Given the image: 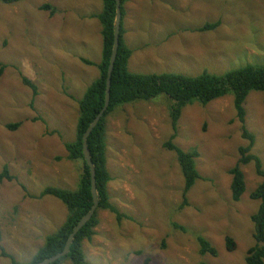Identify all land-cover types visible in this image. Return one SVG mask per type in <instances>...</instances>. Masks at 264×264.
I'll use <instances>...</instances> for the list:
<instances>
[{
  "label": "rangeland",
  "instance_id": "374dc122",
  "mask_svg": "<svg viewBox=\"0 0 264 264\" xmlns=\"http://www.w3.org/2000/svg\"><path fill=\"white\" fill-rule=\"evenodd\" d=\"M46 3L53 15L41 9ZM102 7V0H0V61L6 65L0 76V170L8 165L17 177L0 182V264H10L1 247L30 262L66 219L62 201L39 196L48 186L78 188L81 162L68 159L64 144L74 140L78 102L100 74L80 57L102 60V25L94 17ZM124 8L133 73L197 76L264 64V0H131ZM216 21L214 30H197ZM23 76L37 85V95ZM170 101L161 94L109 116L111 202L133 219L119 223L110 211H99L96 235L84 243L86 264H246L254 244L252 215L260 205L250 194L262 178L252 163L243 166L246 188L233 200L230 170L246 145L234 96L182 111L174 142L185 151L197 148L201 175L186 205L176 154L163 147L173 133ZM245 109L246 126L256 136L252 151L264 168V92L252 91ZM19 121L17 130L7 129ZM198 234L216 256L201 253ZM227 236L236 242L234 251L227 250Z\"/></svg>",
  "mask_w": 264,
  "mask_h": 264
},
{
  "label": "trees",
  "instance_id": "16d2710c",
  "mask_svg": "<svg viewBox=\"0 0 264 264\" xmlns=\"http://www.w3.org/2000/svg\"><path fill=\"white\" fill-rule=\"evenodd\" d=\"M4 4H13L21 0H1ZM128 0H121L123 20L125 17L124 4ZM102 11L94 14L101 25L103 39L102 60L95 63L85 57L80 60L87 65H96L99 69V77L93 81L82 98L78 102L79 117L76 125V134L73 141L65 142L64 146L68 153V159L80 161L78 188L71 190L58 186L46 187L39 198L51 195L64 203L67 208V216L62 225L52 234L46 237L45 243L40 247L30 262L24 263L5 251L1 247V255L10 259V264H37L63 251L67 239L74 230L78 222L93 207V196L91 191V170L83 154V135L88 127L101 112L106 102V82L108 67L114 44V30L116 25L117 2L116 0H102ZM42 10L55 13V8L46 3L41 6ZM220 21L208 22L197 28L198 31H210L220 25ZM126 30L122 22L120 31V44L117 57L112 72L110 104L98 125L93 129L88 137V147L92 155L96 170V188L99 198V206L92 219L81 228L73 239L69 253L51 264H63L70 261L72 264H86V254L84 243L91 241L96 235V228L100 224L99 211L108 210L113 213L119 223L124 218L133 219L130 215L119 210L112 202L109 192V183L112 175L107 163V124L109 116L119 107L135 101H150L161 94H165L171 101L169 105V115L173 129L172 136L167 140L163 147L174 152L185 180L183 190V205L188 202L187 194L201 178L197 169V158L200 153L197 148L185 151L180 148L174 140L178 135V124L184 107L195 102L207 105L213 100L224 97L228 94L234 96V108L236 117L241 123L242 137L246 145L239 148V158L230 170L232 176L231 193L234 201H239L246 188L245 174L243 166L253 164L258 176L262 181L250 194L251 199L259 200L260 205L256 213L252 215L254 224L253 239L254 244L248 249L245 262L246 264H264V168L261 158L253 153L256 136L248 130L246 126L245 103L252 91L264 92V64L246 63L241 67L229 70L224 74H211L204 72L197 76H189L181 73H133L129 70V59L133 50L127 45L125 40ZM6 65L0 61V76L4 72ZM23 84L29 87L34 95L38 94L37 85L28 77H22ZM22 122L7 123L9 130H17ZM17 177L11 173L9 166L4 165L0 170V182L14 181ZM20 186L26 191L25 185ZM28 197H33L30 193ZM182 229H184L182 227ZM202 254L217 255V250L210 241L203 235H197ZM226 247L229 251H234L236 242L231 236L226 237ZM175 264V263H168Z\"/></svg>",
  "mask_w": 264,
  "mask_h": 264
},
{
  "label": "water",
  "instance_id": "95a60500",
  "mask_svg": "<svg viewBox=\"0 0 264 264\" xmlns=\"http://www.w3.org/2000/svg\"><path fill=\"white\" fill-rule=\"evenodd\" d=\"M117 2V13H116V25L114 30V44H113V50L112 55L110 59V64L108 67V73H107V82H106V102L104 108L101 110V112L96 116L94 121L91 123V125L86 130L85 134L83 135V154L84 158L87 161L90 170H91V191L93 196V207L91 210L78 222V224L75 226L74 230L69 235L67 242L65 244V247L63 251L59 254H56L48 259H45L41 262H38L37 264H51L59 260L60 258L66 256L69 253L71 243L73 239L75 238L76 234L81 230L83 226H85L94 216L96 213V210L99 206V198L97 194V188H96V170L94 166V162L92 160V155L88 147V137L93 131V129L98 125L100 119L104 115L105 111L109 107L110 104V97H111V81H112V72L114 69L115 60L117 57L119 44H120V31H121V25L123 22V15H122V9H121V0H116Z\"/></svg>",
  "mask_w": 264,
  "mask_h": 264
},
{
  "label": "crops",
  "instance_id": "0c3cea01",
  "mask_svg": "<svg viewBox=\"0 0 264 264\" xmlns=\"http://www.w3.org/2000/svg\"><path fill=\"white\" fill-rule=\"evenodd\" d=\"M130 3H131V0H128L126 3H125V6L127 5L128 7H129V5H130ZM130 9V8H129ZM126 10V9H125ZM125 16H126V11H125ZM124 19L126 20V18L124 17ZM126 23V22H125ZM123 24H124V20H123ZM130 26H131V24H130ZM127 27V28H126ZM126 27H124L125 28V30H126V33H125V40H126V43H127V45L131 48V38H129V36H128V33H127V31L129 30L128 29V27L129 26H127L126 25ZM154 42H158L156 39H154ZM144 45V44H143ZM143 45H138L136 48L138 49V53L139 54H142V52L140 51V49H141V47L143 46ZM132 49V48H131ZM128 67H129V64H128Z\"/></svg>",
  "mask_w": 264,
  "mask_h": 264
}]
</instances>
